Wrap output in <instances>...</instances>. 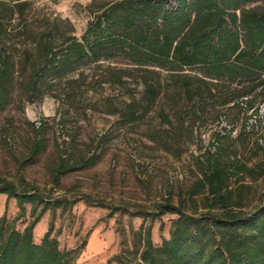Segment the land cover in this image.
Masks as SVG:
<instances>
[{
  "label": "rangeland",
  "instance_id": "374dc122",
  "mask_svg": "<svg viewBox=\"0 0 264 264\" xmlns=\"http://www.w3.org/2000/svg\"><path fill=\"white\" fill-rule=\"evenodd\" d=\"M92 2L29 0L24 12L0 17V52L14 62V83L0 106V186L10 182L42 199L21 211L15 198L0 193V217L23 231L33 209L50 203L34 228L35 242L49 231L77 264H119L146 228L157 246L170 237L180 214L169 206L197 218L224 215L219 204L208 207L203 179L212 162L227 169L233 196L242 201L236 210L264 207L263 87L251 91L255 116L244 98L226 102L248 83L208 78L210 93L189 80L200 74L196 68L174 72L187 76L179 83L166 70L146 75L161 82L151 106L142 101L143 74L124 72L134 66L120 57L70 64L34 83L40 37L50 35L58 47L60 34L82 40L95 16ZM257 5L264 1L250 3Z\"/></svg>",
  "mask_w": 264,
  "mask_h": 264
},
{
  "label": "trees",
  "instance_id": "16d2710c",
  "mask_svg": "<svg viewBox=\"0 0 264 264\" xmlns=\"http://www.w3.org/2000/svg\"><path fill=\"white\" fill-rule=\"evenodd\" d=\"M12 1L0 0V17L24 12L29 2L15 0L12 6ZM252 1L175 0L174 4L173 0H93L89 8L95 16L82 40L60 34L63 46L58 47L50 35L40 37L32 80L37 83L39 75L70 64L120 57L134 66L124 72L143 74L142 101L151 106L160 97L161 82L146 75H160L161 70H166L179 83L187 76L174 72L196 68L200 74L189 80L204 85L210 93L208 78L217 83H248L247 91L226 102L237 105L235 100L244 98L243 104L257 116L259 110L253 106L251 91L264 88V6H250ZM56 28L50 30L56 33ZM29 35L37 41L35 32L29 31ZM0 65L1 106L14 83V62L0 52ZM263 88L259 94L262 101ZM198 90L201 93L202 87ZM41 148L36 147L34 154ZM203 183L212 197L213 205L208 207L219 204L227 210L224 215L209 213L197 218L169 206V210L180 214L173 222L170 237L157 246L148 227L139 233V246L128 250L117 263L264 264V207L250 214L236 210L242 201L233 196L229 173L218 161L209 164ZM0 193L15 198L21 211L27 202L42 201L29 189L18 191L10 182L0 186ZM49 206L46 203L39 213L35 207L34 219L23 231L9 225L6 216L0 217V264H77L73 251L61 250L49 231L41 242L34 240V228Z\"/></svg>",
  "mask_w": 264,
  "mask_h": 264
}]
</instances>
